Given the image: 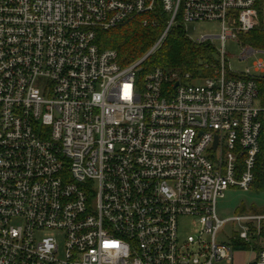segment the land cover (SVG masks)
<instances>
[{"label":"built area","instance_id":"1","mask_svg":"<svg viewBox=\"0 0 264 264\" xmlns=\"http://www.w3.org/2000/svg\"><path fill=\"white\" fill-rule=\"evenodd\" d=\"M155 10L166 27L142 58L100 48L99 30ZM263 13L264 0H0V264H235L234 241L260 242L264 214L223 219L216 203L251 188L264 148V60L263 75L234 74L226 52ZM198 21L221 26L195 41H220L215 75L143 74L173 27ZM230 221L243 230L219 243ZM240 264H264V248Z\"/></svg>","mask_w":264,"mask_h":264},{"label":"trees","instance_id":"2","mask_svg":"<svg viewBox=\"0 0 264 264\" xmlns=\"http://www.w3.org/2000/svg\"><path fill=\"white\" fill-rule=\"evenodd\" d=\"M165 27L166 15L160 10H155L140 14L124 25L99 30L97 43L102 50H115L118 53V61L125 66L146 55L161 37ZM240 37L246 45L264 49L262 26ZM157 67L183 74L192 73L195 77L198 75L211 77L219 68L216 47L211 44L196 43L186 36L182 26L173 27L161 45L144 61L143 74ZM258 86L264 104V80H260ZM254 173L255 180L251 188L264 190L263 147L257 156ZM233 244L242 246L240 240L234 241Z\"/></svg>","mask_w":264,"mask_h":264},{"label":"rangeland","instance_id":"3","mask_svg":"<svg viewBox=\"0 0 264 264\" xmlns=\"http://www.w3.org/2000/svg\"><path fill=\"white\" fill-rule=\"evenodd\" d=\"M264 18V13H263ZM264 28V21L259 27ZM186 36L192 41H197L203 35H218L221 31L220 23L209 21L191 22L185 25ZM216 47H219L220 41L214 39L212 41ZM244 42L240 37V41L228 40L226 42V52L228 54V64L234 74H244L251 70L255 76L263 75L254 71L255 62L264 60V49H259L257 53L251 54L246 58H241L244 50ZM216 211L220 218H230L242 214H264V190L251 188L243 190L239 187H230L226 190L223 198L218 199L216 203ZM243 230L242 225L238 221H230L220 230L217 241L219 243L229 244L234 235H239ZM193 229L190 225V219L180 221V235L187 237L192 233ZM264 233V232H263ZM54 235L59 238L61 246L64 245V240L60 234L55 231H43L38 234V238ZM240 240V239H237ZM242 246L233 244L234 263H246L256 258L258 247L264 248V234L260 242L255 236H252L249 241L240 240Z\"/></svg>","mask_w":264,"mask_h":264}]
</instances>
